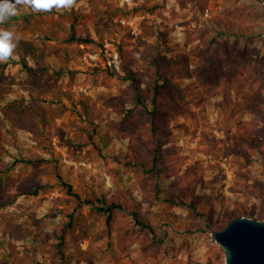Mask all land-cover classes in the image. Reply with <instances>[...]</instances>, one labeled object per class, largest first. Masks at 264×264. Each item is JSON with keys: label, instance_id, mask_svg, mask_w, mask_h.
<instances>
[{"label": "rangeland", "instance_id": "374dc122", "mask_svg": "<svg viewBox=\"0 0 264 264\" xmlns=\"http://www.w3.org/2000/svg\"><path fill=\"white\" fill-rule=\"evenodd\" d=\"M95 1L97 7L77 0L69 11L48 14L20 7L0 25L45 49L36 59L17 48L0 63V112L13 99L25 96L29 102V83L50 100L61 96L68 107L45 129L47 146L9 123L3 128L10 168L0 175V264H51L58 240L42 244L35 237L56 231L75 209L89 216V237L73 244L81 264H225L226 251L212 232L240 216L264 221V0ZM96 21L109 24L104 40ZM146 26L152 36L141 38ZM73 27L94 41L64 40ZM211 40L224 57L226 75L246 78L243 92L230 89V100L224 92L206 98L196 78H179L173 83L186 87V112L172 108L166 88L155 105L147 53L158 47L170 58L189 54L196 66L198 46ZM107 41L119 50L120 70L108 63ZM37 73L43 75L41 87L34 84ZM57 105L51 101L50 108ZM127 110L146 133L112 126ZM134 155L153 172L134 166ZM42 167L50 172L38 175L43 188L37 195L5 185L7 177L19 184ZM93 194L126 195L140 203L165 238L161 257L143 253L138 241L124 250L119 234L128 227L126 214L116 210L108 225L106 215L90 212L88 203L77 206ZM192 203L209 204L215 217L206 222ZM233 211L236 216L226 220ZM134 233L143 235L140 227Z\"/></svg>", "mask_w": 264, "mask_h": 264}, {"label": "trees", "instance_id": "16d2710c", "mask_svg": "<svg viewBox=\"0 0 264 264\" xmlns=\"http://www.w3.org/2000/svg\"><path fill=\"white\" fill-rule=\"evenodd\" d=\"M101 2L107 3L112 6L108 0H100ZM93 4L97 7V2L92 0ZM117 10L122 11L123 7H117ZM54 9L50 13H54ZM41 14H48L46 12H40ZM102 21L95 22V30L97 35L101 39H105L106 30L109 27L108 23L102 25ZM145 29L143 36H152V31L148 26ZM74 28V27H73ZM51 37L50 35H47ZM68 42L81 41V42H92L94 38L91 35H80L74 28L70 33H67L63 37ZM144 40V39H143ZM215 41H209L203 46H198L196 53L200 57L198 65L193 66L191 63V57L189 54H183L178 57H167L162 54L161 48H155L153 51L148 52L147 56L152 60L149 62L148 75L153 78L154 81V95L152 101L155 105L158 104L159 94L163 92L164 88L168 89V98H170L171 106L180 113H185L186 109V87H181L176 83H173L177 79H192L196 78L202 86L206 98L216 96L217 94L224 92L227 100L231 99L230 89H236L242 93L244 85L246 84V78L239 75L228 76L225 73L224 66L225 60L222 55L214 46ZM103 44V43H102ZM104 46V45H103ZM19 50H22V54L25 57L38 58L42 51H45L42 45H37L31 39H20ZM64 48H61L62 50ZM51 52L56 51L54 48ZM123 55V54H122ZM24 64L28 66L30 70L34 69L33 65H29L27 61ZM124 68H128V65L124 62L122 65ZM42 73H37L34 84L38 87L43 85ZM171 84V85H169ZM168 85V87H165ZM27 88L30 90V100L27 101V97L23 96L18 99H13L5 106L0 112V175L9 170L10 166L4 161V154L8 151L6 148V142L8 133L4 126L9 123L11 126L19 129H23L32 134L33 138L38 142L39 145L47 146L49 136L45 134V129L52 124V119L59 117L64 114L67 110V104L63 102L62 97L48 99L43 95V90L39 89L37 92L34 91L33 86L29 83ZM4 93H0V100L3 99ZM57 103L56 108H50V104ZM138 118H134L131 115V111L127 110L122 115V121L114 120L112 126L115 128H124L127 132H134L138 136H141L142 132L147 130L137 122ZM152 122V121H151ZM151 128V127H150ZM130 162L139 167L142 171L150 174L154 168L146 161L137 156H130ZM50 169L47 167L37 168L32 176L22 180L17 184L16 179L7 177L5 185L8 188L16 187L19 190V194L37 195L43 188V183L38 180V175L42 173H48ZM3 179L0 177V184ZM155 190V196L159 197L162 190L161 185H157ZM147 190H151L147 188ZM91 205L90 212L94 210L97 214H105L108 225H111L116 210L122 211L127 215L129 219L128 227L119 234V240L122 244V248L125 250L128 246L134 242H140V249L147 255L155 257H161V251L166 246L165 238L158 233V228L153 224L151 218L142 211L140 203L136 200H131L126 195H114L111 198L105 196L98 197L93 194L87 201L77 204L81 206L83 203ZM2 205V204H0ZM196 207L199 216H206V222L215 217V212L210 211L211 207L209 204H193ZM232 215L236 216V211L228 213L226 220H231ZM69 219L63 223L56 231L44 232L43 234L36 235V239L40 240L42 244H47L50 238H55L58 241L52 243V250L56 253L51 264H81L82 258L77 257L73 253V244L80 242L82 239L89 237V216L81 211H75L68 214ZM171 216V215H170ZM136 227H140L143 235L135 234ZM84 249H79V253H87ZM85 259V258H84ZM89 260L92 263V260ZM13 264H28L24 261H16Z\"/></svg>", "mask_w": 264, "mask_h": 264}, {"label": "water", "instance_id": "95a60500", "mask_svg": "<svg viewBox=\"0 0 264 264\" xmlns=\"http://www.w3.org/2000/svg\"><path fill=\"white\" fill-rule=\"evenodd\" d=\"M212 236L226 251L225 264H264V221L240 216Z\"/></svg>", "mask_w": 264, "mask_h": 264}, {"label": "clouds", "instance_id": "9594fccd", "mask_svg": "<svg viewBox=\"0 0 264 264\" xmlns=\"http://www.w3.org/2000/svg\"><path fill=\"white\" fill-rule=\"evenodd\" d=\"M77 6V0H0V25L19 14L20 7L29 8L33 13L69 11ZM20 37L12 28L0 27V63L13 58L19 46Z\"/></svg>", "mask_w": 264, "mask_h": 264}, {"label": "built area", "instance_id": "2783aa9c", "mask_svg": "<svg viewBox=\"0 0 264 264\" xmlns=\"http://www.w3.org/2000/svg\"><path fill=\"white\" fill-rule=\"evenodd\" d=\"M208 12L209 11H207L206 13L207 15L209 14ZM103 50L105 51L109 65L115 70H120L121 69V57L119 54V50L117 49L115 44L113 42L107 41L104 44Z\"/></svg>", "mask_w": 264, "mask_h": 264}]
</instances>
